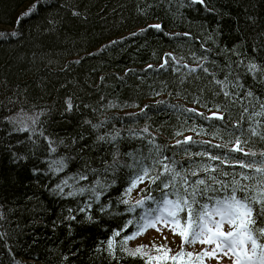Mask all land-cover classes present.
<instances>
[{
    "label": "trees",
    "instance_id": "16d2710c",
    "mask_svg": "<svg viewBox=\"0 0 264 264\" xmlns=\"http://www.w3.org/2000/svg\"><path fill=\"white\" fill-rule=\"evenodd\" d=\"M0 33V264H144L117 261L106 242L134 216L120 200L146 193L124 195L129 169L104 170L117 150L130 163L147 138L184 164L185 137L208 142L192 152L234 146L224 125L240 122L243 104L232 94L264 99V76L246 68L264 66V0H0ZM253 140L244 151L258 159L264 141ZM97 179L112 186L90 208V193L68 195Z\"/></svg>",
    "mask_w": 264,
    "mask_h": 264
},
{
    "label": "snow or ice",
    "instance_id": "6c2138e0",
    "mask_svg": "<svg viewBox=\"0 0 264 264\" xmlns=\"http://www.w3.org/2000/svg\"><path fill=\"white\" fill-rule=\"evenodd\" d=\"M194 2L203 3L204 0H194ZM33 9L18 17L17 24L31 15ZM150 27L159 29L160 25ZM3 35L4 33H0V36ZM11 35L15 36L16 33L13 32ZM246 68L254 75L259 73L264 76V66L249 63ZM203 71L207 72L208 69L203 68ZM216 83L227 88L230 82L225 79L217 80ZM233 87H242V85L237 82ZM224 95L229 96L230 93L224 91ZM232 95L233 103L242 102L243 107L240 122L231 128L224 125L225 135L229 137V142L234 144L225 152L216 154L208 150L192 152V145L208 142L195 141L191 136L185 137L183 141H177L178 145H189L183 149L189 157L186 164L176 160L174 155H167L161 146L155 143L154 138H147L144 151L137 150L127 154L130 163L122 162L118 158L117 150V158L104 171L115 172L121 167L130 170V179L124 195L130 194L145 181L148 183L147 188L140 189L146 195L135 203H130L123 198L120 200V203L129 205L127 211L134 216L126 220L119 229L114 230L113 235L106 242V250L117 261L120 259L118 253H122L134 258L139 257L144 264H167L168 261L172 264H204L205 258L217 259L218 264L224 258L231 261V264H264V152L259 153L257 159L256 152L244 151L245 146L254 143L253 138L264 141V99L256 97L252 91H247L244 97H239V93ZM71 106L69 102L68 107L71 108ZM148 107L149 105H145V109ZM186 111L195 113L196 110ZM197 115L204 120H225L223 115L216 113H213L212 117H205L202 113ZM37 123L38 120L32 121L33 125ZM245 124L247 127H244ZM23 130H30L33 133L37 131L35 127ZM143 131L147 133L148 130L145 128ZM40 134L43 135L42 132ZM118 135L119 133L116 134ZM130 135L140 136L141 134L130 133ZM177 135L181 133L178 132ZM116 136H112L107 142H114ZM100 139L106 138L101 136ZM210 147L224 148L226 146L210 145ZM235 153L241 155H235ZM194 156L208 157V160L219 161V163L214 165L203 159L197 161L193 159ZM245 157H251V159H245ZM226 163L231 170L224 167ZM52 167L63 170L65 163L63 160H56L52 162ZM237 168L240 171H237ZM87 178V174L81 173L73 179L86 180ZM63 183L68 186L67 180ZM111 186L97 179L92 186L80 187L68 195L90 193L92 200L85 206L90 208L91 203H98L100 196ZM153 192L158 195H152ZM80 210L84 211L83 208ZM101 210H105L103 205ZM225 225H227V231L224 230ZM129 228L133 231L128 232ZM164 228H168L173 235L181 237V247L178 252L172 253L167 245L155 243L151 247L138 245L130 248L128 246L130 241L142 236L149 229H155L167 240L163 232ZM197 243L209 247L199 253L188 252L183 247L185 244Z\"/></svg>",
    "mask_w": 264,
    "mask_h": 264
},
{
    "label": "rangeland",
    "instance_id": "374dc122",
    "mask_svg": "<svg viewBox=\"0 0 264 264\" xmlns=\"http://www.w3.org/2000/svg\"><path fill=\"white\" fill-rule=\"evenodd\" d=\"M143 186V184L139 185V187L133 190L132 197L136 198L138 196V190ZM224 230L227 231V225L224 226ZM164 235L167 236V240L157 232L155 229H149L146 233L142 236L136 238L131 242V247L135 248L138 245H148L149 247L152 246L153 243L156 245H167L168 248L172 250V253L178 252L181 247V237L178 235H173L168 228L163 229ZM184 249L188 252L199 253L204 250V248L209 247L207 245H201L199 243L193 245H183ZM167 264H170L168 261ZM204 264H218L217 259H207L205 258ZM219 264H231L227 258H224L219 261Z\"/></svg>",
    "mask_w": 264,
    "mask_h": 264
}]
</instances>
